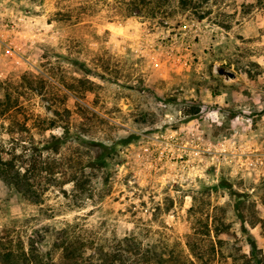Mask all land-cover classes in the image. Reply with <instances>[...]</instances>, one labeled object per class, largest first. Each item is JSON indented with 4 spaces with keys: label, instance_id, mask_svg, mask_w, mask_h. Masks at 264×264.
Instances as JSON below:
<instances>
[{
    "label": "rangeland",
    "instance_id": "obj_1",
    "mask_svg": "<svg viewBox=\"0 0 264 264\" xmlns=\"http://www.w3.org/2000/svg\"><path fill=\"white\" fill-rule=\"evenodd\" d=\"M146 2L0 0V100L17 102L0 143L16 122L66 136L79 175L41 204L0 182V229L64 241L58 264H99L124 238L167 264H200L190 244L264 264V0Z\"/></svg>",
    "mask_w": 264,
    "mask_h": 264
},
{
    "label": "trees",
    "instance_id": "obj_2",
    "mask_svg": "<svg viewBox=\"0 0 264 264\" xmlns=\"http://www.w3.org/2000/svg\"><path fill=\"white\" fill-rule=\"evenodd\" d=\"M147 0H134L136 6L148 5ZM155 1V0H153ZM157 1V0H156ZM155 13L161 10L162 5L156 3ZM156 10V11H155ZM17 102H13V97L7 93L5 98L0 100V116L9 113H16ZM193 118V117H192ZM42 131L55 129L57 123L55 119H44L41 121ZM10 133L14 137L12 148L0 143V182L11 189H15L22 197L29 199L33 203L41 204L44 195L53 187H59L78 180V173L69 170L68 160L60 159L62 148L68 144L66 136L51 135L36 141L31 137L28 139L25 134L29 130L26 122H16L10 127ZM22 151L18 152V148ZM99 153L85 166L102 163ZM84 165L82 161L76 163ZM91 164V165H90ZM47 232L43 229H34L28 243L21 237L13 238L6 229H0V262L2 264H58L55 257L59 250L65 248V243L55 241L49 249L45 242ZM131 238H124L118 241L120 249L101 251V262L99 264H167L170 261L163 255L151 249L143 250L139 243H130ZM105 250V248L103 247ZM98 250V249H97ZM190 250L195 259L200 264H208L205 255L197 251L195 245L190 244ZM64 257L73 260L74 252L65 248ZM104 252V253H103ZM172 264V263H171ZM174 264H181L176 261Z\"/></svg>",
    "mask_w": 264,
    "mask_h": 264
},
{
    "label": "water",
    "instance_id": "obj_3",
    "mask_svg": "<svg viewBox=\"0 0 264 264\" xmlns=\"http://www.w3.org/2000/svg\"><path fill=\"white\" fill-rule=\"evenodd\" d=\"M219 72H220V74L226 75V76L231 77V78L235 77L234 73L227 71L225 68H221Z\"/></svg>",
    "mask_w": 264,
    "mask_h": 264
}]
</instances>
